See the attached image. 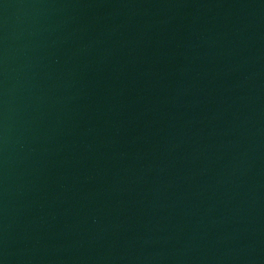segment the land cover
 <instances>
[{"label":"water","instance_id":"95a60500","mask_svg":"<svg viewBox=\"0 0 264 264\" xmlns=\"http://www.w3.org/2000/svg\"><path fill=\"white\" fill-rule=\"evenodd\" d=\"M0 264H264V0H0Z\"/></svg>","mask_w":264,"mask_h":264}]
</instances>
